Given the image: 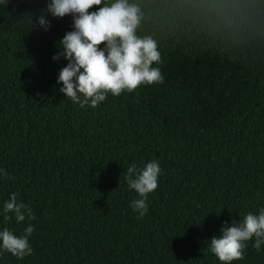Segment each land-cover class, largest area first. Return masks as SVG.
I'll list each match as a JSON object with an SVG mask.
<instances>
[{"label": "trees", "instance_id": "obj_1", "mask_svg": "<svg viewBox=\"0 0 264 264\" xmlns=\"http://www.w3.org/2000/svg\"><path fill=\"white\" fill-rule=\"evenodd\" d=\"M50 2L0 0V230L34 226L33 254L0 251V264H225L209 239L264 208V0H127L164 82L96 108L59 91L67 61L52 57L72 16ZM152 160L162 174L138 219L127 167ZM12 192L35 219L5 220ZM245 243L228 264H264V245Z\"/></svg>", "mask_w": 264, "mask_h": 264}, {"label": "clouds", "instance_id": "obj_2", "mask_svg": "<svg viewBox=\"0 0 264 264\" xmlns=\"http://www.w3.org/2000/svg\"><path fill=\"white\" fill-rule=\"evenodd\" d=\"M7 0H5V3ZM96 12L87 10L101 5ZM55 18L71 14L72 31L66 32L57 42L60 49L52 59L63 58L66 66L58 73L57 83L65 98L81 108H96L109 94L120 96L127 90L131 93L141 85L163 84L164 76L159 67L161 52L157 42L150 36L140 38L136 35L140 23L139 9L127 0H115L105 4L103 0H51L43 9ZM37 23L45 31L50 22L42 15ZM104 43V48H99ZM0 173L9 179V174L0 169ZM162 174L159 161L152 160L142 168L135 162L127 167L126 182L129 191H135L130 207L141 218L148 212V194L158 187V177ZM114 190V189H113ZM18 194L12 192L3 202L5 220H11L13 214L17 223L31 221L35 215L31 207L18 201ZM34 226L28 224L21 235L17 236L8 228L0 230V251H6L17 259L33 254L29 237ZM220 235H213L207 245L208 250L219 261L231 262L244 259L245 242L254 238L252 245L260 251L264 245V208L258 214L249 211L242 219L224 222L219 229Z\"/></svg>", "mask_w": 264, "mask_h": 264}]
</instances>
